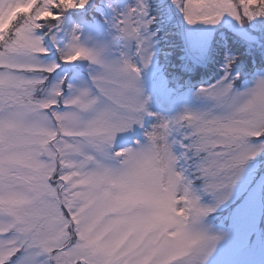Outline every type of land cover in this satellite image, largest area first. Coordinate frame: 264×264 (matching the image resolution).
I'll return each instance as SVG.
<instances>
[{
    "label": "snow or ice",
    "instance_id": "6c2138e0",
    "mask_svg": "<svg viewBox=\"0 0 264 264\" xmlns=\"http://www.w3.org/2000/svg\"><path fill=\"white\" fill-rule=\"evenodd\" d=\"M0 264H264V0H0Z\"/></svg>",
    "mask_w": 264,
    "mask_h": 264
}]
</instances>
